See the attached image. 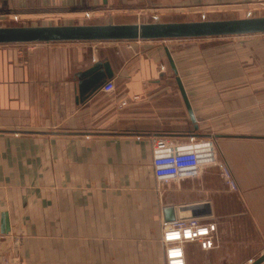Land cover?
Returning a JSON list of instances; mask_svg holds the SVG:
<instances>
[{
	"label": "crops",
	"instance_id": "crops-1",
	"mask_svg": "<svg viewBox=\"0 0 264 264\" xmlns=\"http://www.w3.org/2000/svg\"><path fill=\"white\" fill-rule=\"evenodd\" d=\"M262 9L264 0H0V21L96 14L93 23H141L154 13L191 21ZM255 35L168 39L184 41L167 46L198 129L186 107L159 112L178 95L170 84L155 99L165 81L177 85L157 39L0 44V233L6 213L23 264H165L169 205L216 223L215 247L187 244V264L235 257L233 245L252 244L234 239L240 229L264 245V39ZM210 39L213 76L208 45L191 42ZM107 60L116 90L80 101V74ZM132 95L151 103L149 115L138 113V97L118 107ZM173 137L184 138L185 155L166 150Z\"/></svg>",
	"mask_w": 264,
	"mask_h": 264
},
{
	"label": "water",
	"instance_id": "water-1",
	"mask_svg": "<svg viewBox=\"0 0 264 264\" xmlns=\"http://www.w3.org/2000/svg\"><path fill=\"white\" fill-rule=\"evenodd\" d=\"M264 33V15L202 19L191 21H151L141 23H86V24H51L0 26V44L29 42H66V41H133V40H168L201 37H223ZM165 52L170 67L185 103L189 117L198 129V121L188 94L184 87L178 67L169 46ZM114 76L110 62H97L80 74L78 99L84 101L100 89ZM165 221L177 218L196 217L186 214L185 209L173 205L163 209ZM10 230L7 214H3L2 233ZM264 253L249 264H262Z\"/></svg>",
	"mask_w": 264,
	"mask_h": 264
},
{
	"label": "rangeland",
	"instance_id": "rangeland-1",
	"mask_svg": "<svg viewBox=\"0 0 264 264\" xmlns=\"http://www.w3.org/2000/svg\"><path fill=\"white\" fill-rule=\"evenodd\" d=\"M156 15L160 19L159 14H155V13L151 15V18L153 20H155V16ZM260 15H264V10L263 9L262 10H257L256 13L253 12L251 16H260ZM50 16L51 15H45L44 17H42V19L32 20V21H31V19H26V20L15 19V20H12V21H0V26L28 25V24H31V22H32V24H36V25H49V24L50 25L51 24L54 25V24H72V23H74V24H76V23L85 24V23H93V22H98V21L101 22L102 21V19H97L95 17L96 14H91V15H88V16L87 15H79L80 17L69 15V16H67L69 18H64V17H59V16H52L53 18H50ZM253 37H255L256 40L257 39H264V34H256ZM137 41H142V40H137ZM195 41L196 40H193L191 42L202 43V45H206V44L208 45V49H207L208 50L207 51V66H208L209 70H208L207 75L208 76H213L214 75V68H215V65H216L215 58H214L215 57V52H216L214 50V44H215V42L217 40L210 39V40H200V41L198 40L196 42ZM180 42H184V41H181V40H155L153 43H155V45L158 46L157 50H161L163 52V47L165 45L167 46L168 44H170L172 46V48H175L174 45H177ZM110 43L115 44V43H118V42H110ZM219 43H221V42L219 41ZM106 45H108V44H106ZM182 45L183 44H181L180 46H182ZM180 48L181 47H179V50H177L176 52H177V60H178L179 64L182 66V64H183V50L180 49ZM153 50H156V49H153ZM165 64H166L165 69H164L165 73L168 76L172 75V77H174L173 73L171 72L172 70L170 68V65H169V62H168L167 59L165 60ZM196 65H197V63H196ZM170 84H171V90L170 91H173V92L177 93L178 96L176 97V96L173 95V96H170L168 99L164 98V100H162L159 103L160 107L162 108V111H159V112L161 113V112L165 111L164 109L169 108L170 112H173V114L178 115L180 113V111H182V110H179V109L180 108L185 109V106H184V103L180 100L181 98H180L179 90L177 88V85L173 82V80H168V81L164 82V84L161 86L162 89H163V93H160L158 96H155V99L157 97H161L163 95H166V92H167L166 88L168 86H170ZM212 86H213V84H212ZM121 96H123V95H121ZM135 97H138V113H144V114H148L149 115L150 111L152 109V106H151L150 102L142 101L141 99H139L140 97L138 95L137 96L136 95L124 96L125 100L127 102H129V103L132 102V101H135ZM206 102H208V101H206ZM118 107H124V106H118ZM208 122H206V124ZM182 139H184V138H179L178 139V137L177 138L173 137V139L170 140L172 142H169V144H171V145H167L166 146V150L169 149L170 151L171 150L174 151L177 148V149H179L180 152L176 153V156L185 155L184 154L185 151L183 150V148L186 147V144H183ZM190 139H197V138H195V137H193V135H191L189 140ZM168 141H169V139H168ZM188 143H190V142H188ZM172 153H171V155H172ZM192 155L194 156L195 154L192 153ZM169 160H172L171 156H169ZM180 167H182L181 164H179V168ZM223 167H224V171L229 172L228 171L229 170L228 165L224 161H223ZM177 171H176V174H177L176 176L182 174L180 170H179V172H177ZM197 218H200L201 220L206 221L202 217H197ZM213 221L214 220H209V221H206V222H213ZM239 231H240V233L238 231L236 232L234 239L236 241H240V240L243 241L244 239H248L249 241L252 242V244L250 246H247L248 248H245L244 250H242V249L239 250L238 249L239 248L238 244L233 245V248H237L236 256L233 257V258H230V259L224 258L222 264H249L253 259L257 258L262 253H264V245L262 244V241H260V242L258 241V238L256 237V235H254V233H253L251 228L240 229ZM241 231H242V233H241ZM188 244H196V243H188ZM185 249H186V247H185ZM253 254H254V256L250 257ZM209 259L214 261L213 257H209ZM216 261H218V260H216ZM217 264H218V262H217ZM262 264H264V262Z\"/></svg>",
	"mask_w": 264,
	"mask_h": 264
},
{
	"label": "built area",
	"instance_id": "built-area-1",
	"mask_svg": "<svg viewBox=\"0 0 264 264\" xmlns=\"http://www.w3.org/2000/svg\"><path fill=\"white\" fill-rule=\"evenodd\" d=\"M247 14L250 17L252 11L249 10ZM201 17L205 19L206 14L201 13ZM158 20L159 17L156 15L154 21ZM101 90L112 93L115 90V83L109 80L101 87ZM127 104L125 99L120 102V106ZM216 231V223L206 222L197 217L164 221L161 240L164 246L165 264H187L185 247L188 243H196L203 250L213 249ZM6 236V233H0V264H23L20 253L21 239L14 238L8 241Z\"/></svg>",
	"mask_w": 264,
	"mask_h": 264
}]
</instances>
